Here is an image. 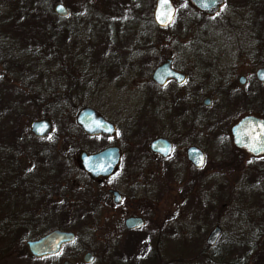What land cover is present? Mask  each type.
<instances>
[{
  "label": "rangeland",
  "instance_id": "rangeland-1",
  "mask_svg": "<svg viewBox=\"0 0 264 264\" xmlns=\"http://www.w3.org/2000/svg\"><path fill=\"white\" fill-rule=\"evenodd\" d=\"M155 1L151 0L148 9V18L151 19ZM98 2L99 0H92L91 4L97 5ZM171 2L175 8V19L169 29H157L155 37L153 36V41L157 43L155 57L164 58L171 55L177 58L183 67L192 71L196 68L198 56L210 60L222 58L219 66L232 64L234 59L244 57L242 49H245L247 59L248 56L252 58L248 47L253 42L251 35L254 36L257 28L256 19L251 12H245L242 5L239 6V0H222L219 11L210 14L198 12L187 0ZM148 3L146 0L147 6ZM117 4L121 10H125L128 3L126 0H119ZM55 5H52L51 9L53 13ZM66 8L70 16L76 14L74 5ZM4 12L5 8L0 7V14ZM87 28L90 29L89 26ZM14 54L9 45L0 44V125L8 128H3L5 134L15 131L21 138L23 134L31 135V124L44 118L42 108L49 105L48 98L52 94L53 84L51 80L41 78L42 75L33 77L31 61L26 60L24 64V59L15 58ZM38 61L37 63L40 62ZM251 63H247L246 70L239 73L253 78L255 70ZM144 84L145 79L135 77L125 89L108 88L101 91L100 95L104 101H99L97 95L90 97L91 103L98 107L99 113L108 116V120L118 126L119 140L126 137L128 130L145 127L147 112L143 101ZM261 90L264 93V86ZM214 100L215 107L207 114L208 117L220 108L218 97ZM79 109L80 107L76 108L71 114L72 122ZM233 110L234 108H229L230 115L227 119H211L220 124L218 130L212 133V137L224 138L218 141L224 142V148H227L228 152L220 150L217 140L205 144L207 139H202L199 146L204 149L206 160L203 169L195 176L184 164V168H179L180 172L176 176L164 179L163 182L158 177H146L147 160L143 159L150 156L148 153L145 156L135 155L136 166L139 164L142 168L138 170L139 177L131 178V184L135 181L143 183L146 179L152 187L148 201H143V204L138 201L136 204L120 208V211L115 210L111 204L106 203L109 201L106 199V188L92 185L91 192L99 197L101 195L105 201L103 208L91 214L83 226L72 230L76 237L75 242L63 249L59 259H50L44 264H62L64 260L72 264H83L82 258L86 253L93 257L91 264H235L236 261L243 262L244 259L243 264H247L249 257L245 256L248 254V250L244 252L245 242L257 233L264 239L258 229L259 224L254 223L256 215L264 208V179L259 180L257 171L260 165H264V156L253 158L232 146L229 130L244 115ZM204 128L209 130L211 125L206 124ZM57 129L69 130V125L64 122L55 125L52 135ZM151 138L153 137L145 140V150ZM50 141L45 139L39 142V149H48ZM55 147H61V142ZM5 151L6 149H3V152ZM174 157L176 155L173 159ZM227 158L234 161L231 168H227L230 163ZM48 170L49 162H45L41 171L48 173ZM76 171V167H70V185L73 180H78ZM131 184L123 186V190L127 191L126 187L130 188ZM91 192L70 193L74 203L68 204V207L76 205L87 210L91 203ZM51 196L52 200L65 205L58 197L53 194ZM42 199L43 203L37 207L36 203ZM42 199L37 197L24 216L26 219L33 218L35 231L46 234L54 227L50 226L48 229L49 226H45L40 230L38 226V218L52 214L48 210L51 203L48 204L47 197ZM119 212L125 213V216H139L145 219V227L142 231L125 234L118 221L122 216ZM11 216H3L0 220V250L4 249L6 243L4 236L10 233L7 227L9 223L5 222ZM215 227L221 229V236L214 247H208L207 238ZM19 234L18 232L15 236ZM33 240L36 239L25 240L23 244L16 240L17 247L14 252L0 253V264H36L31 260L40 259L33 258L26 246L27 241ZM259 264H264V261Z\"/></svg>",
  "mask_w": 264,
  "mask_h": 264
},
{
  "label": "trees",
  "instance_id": "trees-1",
  "mask_svg": "<svg viewBox=\"0 0 264 264\" xmlns=\"http://www.w3.org/2000/svg\"><path fill=\"white\" fill-rule=\"evenodd\" d=\"M118 1L100 0L94 5L88 0H0V7L5 8V12L0 14V44L9 45L15 53L14 57L24 59V64L26 60H30L33 77L42 75L41 78L51 80L53 87L48 98L49 105L42 110L44 117L53 118L56 125L62 124L65 109L69 105L75 106L71 111L73 113L83 103L79 97L85 90L86 80H91V83L98 80V84L101 78H106L108 74L111 78L113 74L106 73L105 68L116 64L121 67L124 64L123 61L113 60L137 58L141 66H144L146 58H157L154 56L157 43L153 41V36L155 37L158 28L152 19L148 18L151 0H148V6L146 0H126L128 4L125 10L120 9ZM57 3L66 7L74 5L76 14H69L68 18L56 16L51 9L52 5ZM241 5L243 8L248 5V9L252 10L251 13L255 16V44L264 59V0H239V6ZM37 60L40 62L37 63ZM85 68L88 69L86 73ZM231 100L234 103L236 101L237 105L246 106V111L264 115L262 90L255 89L247 98ZM3 128L8 129L0 125V220L3 216H12L5 222L9 223L7 227L10 233L4 236L6 243L0 253L14 252L17 247L16 240L23 244L25 240L37 239L44 235L34 230L33 218L26 219L24 216L37 197H47L48 204L51 203L48 210L52 212L49 217L38 218L40 230L42 227L49 226L50 229L52 226L53 230L72 231L83 226L91 214L98 212L99 209L92 203L85 210L75 205L69 208L68 204L61 205L52 200L51 194L54 197L60 195L52 191L60 173L52 155L57 157L58 152L50 150L49 145L48 149H39L38 146L43 140L35 139L32 135L23 134L20 138L15 131L5 134ZM71 128L79 133L75 126ZM59 132V129L55 130L52 138ZM3 149L6 151L3 152ZM227 160L230 161L227 168H231L234 161L232 158ZM45 162H49L48 173L41 171ZM59 165L63 169L61 162ZM257 171L259 180L262 181L264 165H260ZM52 174L55 175L52 177ZM43 200L37 202L36 206L39 207ZM263 212L264 208L256 215L254 223L259 224L258 229L264 238ZM18 232L20 234L15 236ZM247 250V264H259L264 261V239L258 233L245 242L244 252ZM50 259L56 260L59 257L31 261L44 264ZM244 262L245 259L243 262L236 261L235 264Z\"/></svg>",
  "mask_w": 264,
  "mask_h": 264
},
{
  "label": "flooded vegetation",
  "instance_id": "flooded-vegetation-1",
  "mask_svg": "<svg viewBox=\"0 0 264 264\" xmlns=\"http://www.w3.org/2000/svg\"><path fill=\"white\" fill-rule=\"evenodd\" d=\"M88 1L91 2L92 0ZM248 8L249 6L245 5L244 11L251 12L252 10H249ZM175 15L174 8L173 20L175 19ZM172 24L173 23H171V25ZM171 25L162 29L167 30ZM148 39L150 40V37H148ZM251 39L253 42L248 49H250L252 58L247 55L249 58L247 59L245 49H242L241 51L245 56L234 59L233 63L229 64L231 66H219L220 61L223 60L222 58L210 60L201 56L197 57L196 68L193 71L189 68L186 69L183 67L181 62L177 58H173L171 55L164 58L160 57L154 59L148 57L144 60L146 63L144 66H141L140 61L137 58H130L127 60L117 59L113 60V62L123 61L124 64L121 67L116 64L113 67L104 69L106 73H113L111 74V78H109L108 74L106 78H101L99 81L100 83L98 84L96 83L98 80L94 81V83H91V80H86L84 85L85 90L82 91L83 93L81 97H79L81 102L83 100V103L79 105L80 109L77 110L76 114L81 109L90 108L94 110L99 117L112 124L115 128V132L112 136H88L84 134L75 124L76 114L74 121L72 122L71 114L74 112L71 113V111L75 108L74 105H69L68 108L65 109V115L63 116L62 123L64 122L66 125L68 124L69 130L60 131L53 138V127L56 125L54 119L51 117H44L41 119L48 120L52 126L51 133L45 138L40 139H49L53 141V143L50 141L48 144L51 147V149H49L58 152L57 157L51 154L58 164L56 167L60 168L56 185L53 184L54 188L52 191L60 194L58 199L63 201L61 203L73 204L74 202L69 196L70 193L91 192V186L94 185L102 189L106 188V199L109 200L106 203H108V205L111 204L115 210L120 211V208H124L125 206H128V204H136L138 201V203L143 204V201H148L150 197L149 195H151L152 192V187L146 179L143 183L135 181L131 184L133 181L131 178L139 177L140 172H138V170L142 168L139 164L136 166L135 155L139 154L145 156L148 153L150 158L146 157L143 159L147 160L145 162V167L147 168L146 177H158L163 182L164 179H170L171 177L176 176L180 172L179 168H184V164L193 176L197 175V173L203 169L206 155L204 149L199 145H201V140L204 138L207 139L205 144L217 140L220 150H226L228 152V149L224 148V142L218 141L224 140V138L212 137V133L218 130L220 124L211 119L219 118V120H223L229 118V108H234L233 111L237 110L244 113V115L233 126H231L229 130L231 143V129L242 118L246 116H254L259 119H264V115L252 111H246V106L241 104L237 105L236 101L234 103L231 100V98H247L253 93V90L259 89L261 91L264 85V83L259 82L256 78L257 71L260 69L264 70V59L259 54L260 51L255 44V36L251 35ZM249 62H252L251 64L255 70L253 78L245 77L243 74L239 73L246 70V64ZM163 65H167L169 71L174 73L177 77H166L163 84L158 85L152 80V76L155 70ZM84 71L86 73L88 72V69L85 68ZM119 71L121 72L120 75L118 74ZM135 77L140 78L141 80L145 79V87H143L145 90L143 101L147 112L145 127L137 130H128L126 137L119 140L117 138L118 126L109 121L108 116L99 113L98 107L91 103L90 97L93 98V96L97 95L99 101H104L103 97L100 95L101 91L107 90L108 88L113 90L125 89L128 87L129 83L131 85V80ZM83 79L85 80L84 77ZM216 97L220 100V105H218L220 108L214 112L211 118L210 116L208 117L207 114L215 107L214 99ZM223 115L228 116L223 118ZM206 124L211 125L209 130L204 128V125ZM73 126L78 129L79 133L71 128ZM150 136L153 138L148 142V147L145 150V140L148 141ZM156 141L162 142L163 146L161 143V145H155V149V146L151 147L152 143ZM60 142L61 147L56 148L55 146ZM109 148L117 150V165L109 177L92 179L89 174L83 171L80 162V155L85 154L90 156ZM181 150H183V152H179ZM160 151H162V153ZM195 153H197L198 156H201L202 162L199 166H195V158H192ZM174 155H176V157L173 159ZM197 159H199V157H197ZM59 162H61L63 169L60 167ZM72 166L77 168L76 172L78 173V180H75L77 182H74L73 180L70 185L69 174H71L70 167ZM54 175L55 174H52V177ZM175 183L177 184L178 182ZM130 184V188L126 187L127 191H124L123 186L125 187ZM187 187L188 185H186V188ZM89 198L91 199V203L99 210L103 208L102 204L105 201H103L101 195L99 197L91 192ZM117 199L118 202H115ZM144 209L145 212H147L146 207ZM119 214L122 216L118 221L122 225V229L125 233L139 232L145 227V219L139 216H125V213L121 214V212H119ZM129 218H140L144 222V225L141 228L128 231L125 229L124 222Z\"/></svg>",
  "mask_w": 264,
  "mask_h": 264
},
{
  "label": "water",
  "instance_id": "water-1",
  "mask_svg": "<svg viewBox=\"0 0 264 264\" xmlns=\"http://www.w3.org/2000/svg\"><path fill=\"white\" fill-rule=\"evenodd\" d=\"M189 2L199 12L210 14L216 12L220 6L221 0H189ZM207 5V7H205ZM54 12L59 17H67L68 12L61 4L57 5ZM153 21L159 28H167L171 25L174 18V8L169 0L167 5L161 7V0H156ZM159 17V18H158ZM176 78L177 76L169 71L167 65L158 67L153 73L152 80L161 85L165 78ZM256 78L259 82L264 83V70L260 69L256 73ZM76 126L88 136L107 135L112 136L115 128L99 117L94 110L90 108L81 109L75 117ZM31 134L36 138H45L52 131V126L48 120H40L32 123L30 128ZM233 146L238 150H244L248 155L254 158L264 156V119H259L254 116H246L242 118L231 129ZM162 142H153L151 147L161 145ZM163 146V143H162ZM156 146L154 147V149ZM162 153V151H160ZM199 157V159H197ZM192 158H195V166H199L202 162L201 156L195 153ZM80 162L84 172L89 174L92 179L99 177L107 178L111 175L113 169L118 162V153L116 149H105L97 154L87 156L80 155ZM115 195V194H114ZM116 196V195H115ZM118 202V199L115 200ZM144 222L140 218H129L125 220L124 226L128 231L141 228ZM221 236V229L215 227L209 234L206 245L213 247ZM74 234L72 232L54 230L47 235L35 241H28L26 246L31 256L35 258H46L48 256L58 255L61 247L72 243ZM83 263L89 264L92 260L91 254L87 253L83 256ZM63 264H72L68 261Z\"/></svg>",
  "mask_w": 264,
  "mask_h": 264
},
{
  "label": "snow or ice",
  "instance_id": "snow-or-ice-1",
  "mask_svg": "<svg viewBox=\"0 0 264 264\" xmlns=\"http://www.w3.org/2000/svg\"><path fill=\"white\" fill-rule=\"evenodd\" d=\"M168 2H169V0H161V7H163L164 5H167ZM184 6H186V5H184ZM205 7H207V5H205Z\"/></svg>",
  "mask_w": 264,
  "mask_h": 264
}]
</instances>
